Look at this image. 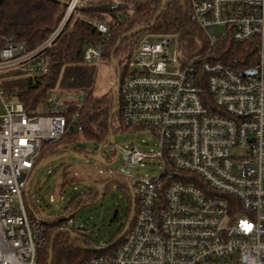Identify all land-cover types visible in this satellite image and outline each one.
<instances>
[{
	"label": "built area",
	"instance_id": "obj_1",
	"mask_svg": "<svg viewBox=\"0 0 264 264\" xmlns=\"http://www.w3.org/2000/svg\"><path fill=\"white\" fill-rule=\"evenodd\" d=\"M63 1L64 18L44 42L31 48L5 39L0 49V264H38L46 220L30 217L27 186L44 148L83 130L86 91L52 89L40 115L30 116L3 83L12 72L34 84L49 73L47 50L88 0ZM186 3L209 51L227 39L254 41L257 60L242 76L221 62L188 57L180 41L168 53L169 35L143 37L129 63L135 70L121 86L122 119L157 143L121 156L128 166L151 160L161 171L130 184L135 212L123 242L84 264H264V0ZM127 11L120 20L135 8ZM95 24L102 40L86 46L83 62L98 68L112 32ZM217 27L224 28L219 36ZM87 172L110 174L96 161ZM62 229L80 228L70 218Z\"/></svg>",
	"mask_w": 264,
	"mask_h": 264
},
{
	"label": "trees",
	"instance_id": "obj_2",
	"mask_svg": "<svg viewBox=\"0 0 264 264\" xmlns=\"http://www.w3.org/2000/svg\"><path fill=\"white\" fill-rule=\"evenodd\" d=\"M63 0H0V49L5 39H11L16 44L24 43L31 48L40 45L55 30L64 12ZM134 4L135 12L129 18L128 9L110 0H88V5L80 9L86 18L73 22L70 20L54 45L46 52L50 58V71L35 84L31 77L21 72L4 75L6 91L20 101L26 113L30 116L40 115V110L47 94L52 89L62 92L88 93L82 109L83 130L73 131L56 143L48 144L39 160L51 157L59 151L62 144H76L81 141H94L102 145L109 139L111 131L130 129L123 125L121 100L118 112L112 119V129H109V119L116 109L109 95L95 97L93 84L96 68L85 65L83 52L87 45L97 44L102 40V34L97 30L96 21H102L110 27L112 38L107 44L103 61L110 60V49L125 33L142 26L150 25L162 4L159 0H126ZM195 23L191 21L188 6L179 0H167L164 12L157 19L152 29L124 38L115 52V60L120 67V85L129 75V63L143 37L149 33L160 31L163 34L177 35L184 53L188 57L201 56L204 61L221 62L238 72H242L257 60V45L254 41L235 43L230 39L218 42L210 51L209 44L203 40V46L197 44L201 36ZM121 55V56H120ZM81 155L92 153L81 146L74 147ZM112 184V182H111ZM123 184V183H121ZM126 191L128 186L123 184ZM108 187V186H107ZM100 193L95 194V188L75 197L67 208L66 215L73 214L89 202L98 200ZM26 206L30 212L40 214L29 192ZM37 212V213H36ZM46 220L45 244L39 252L38 264H48L50 250L53 255L52 264H84L91 257L102 254L108 248L116 249L124 240L125 226L122 234L104 248H92L81 233L64 231V216H43ZM71 218V217H70ZM69 218V219H70ZM73 218V217H72ZM68 220V219H67ZM53 244L51 245V240Z\"/></svg>",
	"mask_w": 264,
	"mask_h": 264
},
{
	"label": "rangeland",
	"instance_id": "obj_3",
	"mask_svg": "<svg viewBox=\"0 0 264 264\" xmlns=\"http://www.w3.org/2000/svg\"><path fill=\"white\" fill-rule=\"evenodd\" d=\"M110 1L119 6H124L123 8L125 9H128L129 6L135 7L133 3L126 0ZM179 1L183 5V8L187 5L186 0ZM64 14L59 24L64 18ZM81 18L86 17L79 9L70 17V20L75 22ZM195 27L198 29V34H201L197 40V44L203 46V40L206 43L208 42L207 37L199 26L195 25ZM223 31V27H217L215 34L219 36ZM156 34L162 35L163 33L156 31L148 35ZM165 35H169L172 38V44L168 50V53L171 54L175 50V44L178 43L179 38L173 34ZM113 48L110 49V54ZM96 69L93 95L95 97L109 95L116 106L117 75L115 74L112 62L105 60ZM137 69L139 70L140 68ZM134 70V68H130L129 72ZM11 100V102H17L14 98ZM106 142L107 140L102 145H99L94 141L83 140L82 142L69 145V148L79 145L94 154H97L99 148H101L102 155L106 161L100 163V166L107 173H110L107 176L101 177L87 172V169L94 165V161L91 159L78 160L72 156H63L50 161L45 167L40 168L31 188V195L36 204V209L40 213L38 215L42 217L46 215L66 216L67 208L75 197L82 195L89 188H95V194H98L101 191V185L107 181H111L112 184L110 183L106 187L103 195L98 200L87 203L75 211V215L73 216V219L80 228L76 229L74 233H81L93 249L100 247L105 249L103 245L120 236L124 226L126 228L127 222L131 218L133 202L129 197V192L126 191V188L119 181L134 184L138 180L155 178L161 171L160 166L151 160H147L137 167H128L121 156V153L125 150L138 148L139 150L150 151L154 148L157 140L150 133L138 128H130L115 132L114 144ZM63 146L65 144H62L61 147ZM91 182H95V184L90 185ZM29 215L31 218L36 219L35 215L37 214L29 211ZM113 252L114 249L108 248L103 250L102 254H111Z\"/></svg>",
	"mask_w": 264,
	"mask_h": 264
},
{
	"label": "water",
	"instance_id": "obj_4",
	"mask_svg": "<svg viewBox=\"0 0 264 264\" xmlns=\"http://www.w3.org/2000/svg\"><path fill=\"white\" fill-rule=\"evenodd\" d=\"M61 4H62L63 6H68V2H65V1H61ZM166 4H167V0H162V6H161L160 10L158 11L157 15L155 16L153 22H152L150 25H148V26H142V27L136 28L135 30H132V31H130V32H127V33L123 34V35L118 39L117 43L115 44V46H114V48H113V50H112V52H111L110 60H111V62H112V64H113V66H114L115 74L117 75V78H116V79H117V90H116V91H117V92H116V93H117V102H116V109H115L114 112L111 114V117H110V119H109V129H110V130L112 129V119H113V117L115 116L116 112L119 111V109H120V102H121V85H120V79L118 78L119 75H120V67H119L118 62L115 60V52H116V50L118 49V47L120 46V44H121V42H122V40H123L124 38L132 37V36H134V35H136V34H138V33H141V32H144V31H147V30L152 29L153 26L155 25L157 19H158V18L161 16V14L164 12L165 7H166ZM87 5H88V2H84V3L81 4V7H85V6H87ZM247 73H250V72H248V71H246V72H242L241 75H242V76H245ZM253 73H255V72H253ZM106 143L114 144V133H113V131H111V133H110V137H109V139L107 140ZM100 149H101V148H100ZM63 156H72V157H74V158H76V159H78V160L91 159V160H93L94 162L96 161V162H100V163H104V162L106 161V160H104L102 157H100V154H99V153H97L96 155H81V154L76 153L75 151H66V152H63L61 155H53V156H51V157H49V158H46V159L42 160V161L38 164V166L35 168V170H34L32 176H31V179H30V181H29V184H28V186H27V190H26V194H25L26 198H28V196H29V192H30V190H31V187H32L33 182H34V179H35L36 174H37V172L39 171V169L45 167L46 164L49 163L50 161L55 160V159H58V158H61V157H63ZM128 167H137V166H135V165H131V166H128ZM119 182H120V183H123V184H126V185H128V186L130 187V184L127 183V182H123V181H119ZM110 183H111V181H107V182L103 183V185H101V191L99 192V193H100V196H99V197H101V196L103 195V193H104L106 187H107ZM134 212H135V204L133 203V209H132V213H133V214H132V216H131V218H130V220H129V223L127 224V226H126V228H125L124 235L126 234V232H127L128 229H129L130 221L133 219ZM74 215H75V212H74L73 214H70L69 216H68V215L64 216V219L67 220V219H69L70 217L72 218ZM53 241H54V240L52 239V240H51V245L53 244ZM52 260H53V255H52L51 250H50V258H49V262H48V264H52Z\"/></svg>",
	"mask_w": 264,
	"mask_h": 264
},
{
	"label": "crops",
	"instance_id": "obj_5",
	"mask_svg": "<svg viewBox=\"0 0 264 264\" xmlns=\"http://www.w3.org/2000/svg\"><path fill=\"white\" fill-rule=\"evenodd\" d=\"M75 144V143H74ZM69 145H72V144H65V146L63 147H60L59 151L56 152L54 155H59L60 153H63V152H66V151H75V149L72 147V148H69ZM53 156V155H52ZM90 169V168H89ZM87 169V170H89ZM95 184V182H91L90 185H93ZM129 187V186H128ZM32 188V187H31ZM130 188V187H129ZM128 188V189H129ZM30 193H31V190H30Z\"/></svg>",
	"mask_w": 264,
	"mask_h": 264
},
{
	"label": "flooded vegetation",
	"instance_id": "obj_6",
	"mask_svg": "<svg viewBox=\"0 0 264 264\" xmlns=\"http://www.w3.org/2000/svg\"><path fill=\"white\" fill-rule=\"evenodd\" d=\"M126 185V184H125ZM132 209H133V204H132ZM133 214V213H132ZM132 214H131V216H132ZM127 224H128V222H127Z\"/></svg>",
	"mask_w": 264,
	"mask_h": 264
},
{
	"label": "snow or ice",
	"instance_id": "obj_7",
	"mask_svg": "<svg viewBox=\"0 0 264 264\" xmlns=\"http://www.w3.org/2000/svg\"><path fill=\"white\" fill-rule=\"evenodd\" d=\"M245 227H250V225H244Z\"/></svg>",
	"mask_w": 264,
	"mask_h": 264
}]
</instances>
